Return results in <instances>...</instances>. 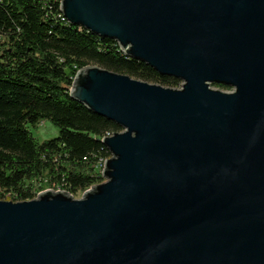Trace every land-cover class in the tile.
<instances>
[{"label":"water","instance_id":"95a60500","mask_svg":"<svg viewBox=\"0 0 264 264\" xmlns=\"http://www.w3.org/2000/svg\"><path fill=\"white\" fill-rule=\"evenodd\" d=\"M60 14L182 85L79 70L70 98L122 129L101 141L105 182L0 201V264H264V0H61Z\"/></svg>","mask_w":264,"mask_h":264},{"label":"trees","instance_id":"16d2710c","mask_svg":"<svg viewBox=\"0 0 264 264\" xmlns=\"http://www.w3.org/2000/svg\"><path fill=\"white\" fill-rule=\"evenodd\" d=\"M60 1L0 0V201L56 189L75 197L104 180L96 165L110 154L101 139L122 129L70 98L79 70L98 66L164 88L181 84L125 57L116 41L67 24ZM44 121L58 135L39 142L32 130Z\"/></svg>","mask_w":264,"mask_h":264},{"label":"rangeland","instance_id":"374dc122","mask_svg":"<svg viewBox=\"0 0 264 264\" xmlns=\"http://www.w3.org/2000/svg\"><path fill=\"white\" fill-rule=\"evenodd\" d=\"M181 85H182V83L178 87H176L175 89H180ZM211 89L219 90L221 92H226V93L233 92V89H231V88H217L214 85H211ZM32 134H33V137L37 141L42 142L45 140L55 138L58 135V129L55 126H53L50 122L44 121L36 129L32 130ZM103 182H105V180H103L100 183H97L95 185L101 184ZM81 197H82V193L76 195L73 198L77 200V199H80ZM8 200H9V198H5V201H8Z\"/></svg>","mask_w":264,"mask_h":264},{"label":"built area","instance_id":"2783aa9c","mask_svg":"<svg viewBox=\"0 0 264 264\" xmlns=\"http://www.w3.org/2000/svg\"><path fill=\"white\" fill-rule=\"evenodd\" d=\"M60 17H61V19L63 20V21H65V19L63 18V16L60 14ZM66 22V21H65ZM112 136V134H106L105 135V138H107V137H111ZM104 138V137H103ZM102 138V139H103ZM102 139H101V141H102ZM105 160H107V159H100L99 161H98V164L96 165V171L100 174V177L102 178V170H103V167H104V162H105ZM89 189V188H88ZM87 189V190H88ZM52 191H55V192H58V191H60V192H65L64 190H61V189H56V190H52ZM67 193V192H66ZM38 195V194H37ZM37 195H36V197H37ZM35 197V198H36ZM34 198V199H35Z\"/></svg>","mask_w":264,"mask_h":264}]
</instances>
